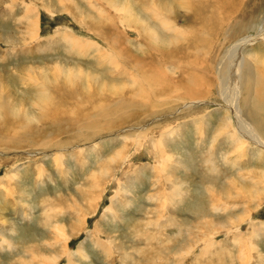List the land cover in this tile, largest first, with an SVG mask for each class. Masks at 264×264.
I'll return each instance as SVG.
<instances>
[{
	"label": "rangeland",
	"instance_id": "obj_1",
	"mask_svg": "<svg viewBox=\"0 0 264 264\" xmlns=\"http://www.w3.org/2000/svg\"><path fill=\"white\" fill-rule=\"evenodd\" d=\"M200 1L0 0V264H264V123L238 158L217 78L232 44L264 62V0L207 25ZM162 66L154 96L139 68Z\"/></svg>",
	"mask_w": 264,
	"mask_h": 264
},
{
	"label": "bare ground",
	"instance_id": "obj_2",
	"mask_svg": "<svg viewBox=\"0 0 264 264\" xmlns=\"http://www.w3.org/2000/svg\"><path fill=\"white\" fill-rule=\"evenodd\" d=\"M250 1H253V0H212V1L207 0V1H200V2L194 3V5L192 6V8L194 10V15H195V18L197 20V23L202 24V22H203V25H207V23H209L211 21L214 22V23H216L218 21V19H220V14H221L220 12H224L226 14H231V13L235 12L236 9L239 8L242 4H244L245 2H250ZM115 10L116 11H122L123 10L125 13H127L129 15L130 20H134L133 15H130L131 13L129 11H127L126 8L125 9H122V8H120V6H115ZM212 29H214V27ZM212 29L209 28L207 31H202L199 27H197L196 28V38L199 41H206V38L210 34V31ZM65 39L67 41H69L70 44L74 45V47H77L79 49V53L80 54L89 53L93 49H95L96 52H99L98 51V45L96 43H94V42L93 43L86 42V41L85 42H80L79 40H76L74 38H71V37H69L67 35L65 36ZM242 41L243 40H241L239 43H242ZM241 46L242 45H240L239 47H237L236 45H233L232 44L231 46L228 47L229 50L227 51L226 55H224L221 58V62L223 64V70L221 71V73H219V76L217 77L218 78V81L225 82L226 84H227L228 73H229V75L231 77L230 78V81H229V83L227 85V87H224L221 91L226 96V97H224L226 103L227 104L231 103L232 106H234V113L232 114V116L234 117L236 115L237 118H238L237 125L235 124V120H232L233 119L232 117H231V119L229 117V119L227 120L228 123H225V125H227V126H228V124L230 125L228 127V128H230V131H228L225 134V136H227L229 138L228 139L229 140L228 146L230 148L235 149V151H240V153L237 155L238 158L239 157H242V155H243L242 152L245 150V147H249V145H250L248 143L249 141L253 145H256L258 143V140L255 138L256 134H254L253 132H251L252 129H253L252 125H254L256 127V130H257L259 128V124L257 122H255V121L256 120H259L260 123H264V74H263V76H261V74L259 72V66H258L260 64L261 65H264V62H259L258 65H256V66H253L252 65L253 66V70L251 68H249L248 66H246L245 63H244V61L242 60V58H240V56L238 55V49L241 48ZM160 49H164V48L163 47H160L157 50L160 51ZM166 49H168V48H166ZM162 55H167V53L166 52H160V53H158V56L159 57L162 56ZM103 57L104 56H102V58ZM104 59L103 60L106 61L108 64H110V66L112 68L118 69L117 68L118 67V65H117V62L118 61L117 62L115 61L116 59H115V57H114L113 54L112 55L105 56ZM155 59H156V57L154 56L150 60L155 61ZM258 60L259 61H263L264 58H260ZM235 61L237 63H235ZM222 64H221V66H222ZM163 67L164 66H162L161 69L158 67L159 69H153V70H150L149 72H147V69L148 68L147 69H145L144 67H140L139 68V71L142 69L140 71L141 72V75L144 76V77H146L147 87H145V88H149L151 90L150 91L151 92V95H154L155 96L156 93L157 94L158 93H161V92L163 93L167 89V86H162L161 85L162 81L165 79V76H166L165 73H164L165 70L163 69ZM55 69H58L59 70L60 68L58 67V68H55ZM262 70H264V66H262ZM72 71L69 73V76H71V77L74 76L73 74H75V72L73 73ZM261 73H262V71H261ZM224 74H227V75L224 76ZM89 75H93V74L90 73ZM197 77H199V76H197ZM200 77L199 78H196V81H198L197 79L200 80ZM43 78L44 77H42V79ZM23 83H25V82H23ZM201 86L204 87L205 85L202 83ZM140 92H142V91H140ZM162 93H161V95H162ZM45 94L46 93L40 94L39 97H42V95H45ZM226 94H228V95H226ZM187 98H188V96H187ZM45 99H46V96L43 98V100H45ZM235 99H236V101L237 100L239 101V104H237L238 105L237 107H236V103L235 102H234L235 105L233 104V101H235ZM40 101H42V99ZM98 105H99V107H98L99 109L97 111V116H100V118H108L109 115L111 114L110 110L108 108H104L101 103L98 104ZM50 108H51V106H50ZM46 109L48 110L47 107H46ZM47 110H45V111H47ZM94 113H95V111H94ZM132 114H134V112H132ZM69 119H71V118L66 119L65 116L63 117V120L66 122V124H68L67 126L68 127H72L71 126V121H69ZM96 119H97L96 117H93L92 118V120H96ZM79 120H80V118H79ZM233 121H234V123H233ZM166 125L167 124H165V126ZM234 126L236 127V129H238L240 135L236 131V129H235ZM141 129H144V128H141ZM141 129L139 130V132H137V135L136 136H142V137H144V134H142ZM242 131L248 133L249 136L244 135V133ZM263 131H264V127H263ZM218 132H220V131H218ZM218 132H216V133H218ZM168 133H170L169 134V137H171L173 135L174 131H169ZM128 136H129V134H123L122 135V137H128ZM163 143H164V140L160 141L159 144L156 143V146L157 147H160L158 149L159 152L160 151L163 152V154L160 156V159H162L164 162H162V165H160V167H161L160 168V171L161 172L162 171L166 172L168 170L167 168L169 167V163L168 162L169 161L171 162V160H173L172 159L173 156H172L171 153L170 154L168 152L166 153L165 150L162 149L163 148ZM153 145L155 146V143ZM257 145H258V147H261V148L263 147V149H264V142H263V145L261 143L260 144H257ZM250 146H252V145H250ZM232 153H234V151ZM154 154L156 155L157 153L155 152ZM225 155L223 154L222 156H225ZM229 163L231 164V161ZM234 164H235V162H234ZM166 166H167V168H166ZM175 171L177 172V170H175ZM164 175H165L164 179L167 177V179H166L167 181H169V182L174 181V180L171 181L170 180L171 178L168 177V176H166L168 174H164ZM14 177H15V175H14ZM166 180H163V181H166ZM177 183H178V181H177ZM165 184H167V183L162 182V179H161V185L164 186ZM175 184H174V186H175ZM177 186L178 185H176L175 188H173V190H175ZM173 192L174 191H172L169 194H166V197H165V193H163V195H161V197L164 196L165 198H169L170 199V198L173 197ZM159 198H160V196H159ZM7 243H8V240H7Z\"/></svg>",
	"mask_w": 264,
	"mask_h": 264
}]
</instances>
